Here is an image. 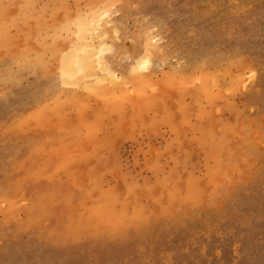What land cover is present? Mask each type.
<instances>
[{
    "label": "clouds",
    "instance_id": "obj_1",
    "mask_svg": "<svg viewBox=\"0 0 264 264\" xmlns=\"http://www.w3.org/2000/svg\"><path fill=\"white\" fill-rule=\"evenodd\" d=\"M0 264H264V0H0Z\"/></svg>",
    "mask_w": 264,
    "mask_h": 264
}]
</instances>
